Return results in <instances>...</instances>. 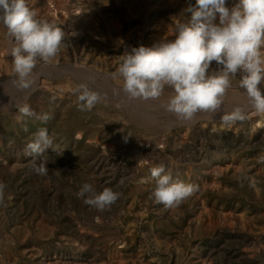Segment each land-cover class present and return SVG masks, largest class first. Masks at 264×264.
I'll return each instance as SVG.
<instances>
[{
    "label": "rangeland",
    "instance_id": "1",
    "mask_svg": "<svg viewBox=\"0 0 264 264\" xmlns=\"http://www.w3.org/2000/svg\"><path fill=\"white\" fill-rule=\"evenodd\" d=\"M189 2L27 0L38 19L65 33L60 53L38 62L27 88L13 72L0 23V182L7 186L0 264H264V115L236 81L216 114L185 120L166 110L168 90L155 100L129 99L113 78L125 51L174 36ZM80 84L104 97L91 111L77 106ZM26 105L50 119H21ZM237 107L246 119L223 122ZM41 127L55 134V150L28 155ZM42 157L46 176L30 163ZM160 163L197 186L179 207L151 196L150 169ZM84 183L122 195L100 211L77 197Z\"/></svg>",
    "mask_w": 264,
    "mask_h": 264
},
{
    "label": "clouds",
    "instance_id": "2",
    "mask_svg": "<svg viewBox=\"0 0 264 264\" xmlns=\"http://www.w3.org/2000/svg\"><path fill=\"white\" fill-rule=\"evenodd\" d=\"M0 23L9 39L13 72L20 86L27 88L38 62L60 53L65 33L56 24L38 19L27 0H0ZM173 32L170 39L160 38L150 47H133L121 55L113 78L122 81L121 89L129 99L155 100L168 90L166 110L190 120L201 111L216 114L226 90L236 81L254 111L264 115V0H236L232 6L228 0L189 2L177 16ZM73 91L81 111H91L104 99L86 84ZM19 111L21 119L34 116L45 123L50 119L27 105ZM221 119L229 123L246 116L237 107ZM55 139L54 133L41 127L31 134L25 152L42 155L50 147L55 150ZM43 157L39 164L36 159L30 161L40 176L48 172ZM150 174L155 181L151 196L165 208L179 207L197 191L196 185L174 179L163 163L152 167ZM6 187L0 182V200ZM121 195L111 187L97 191L91 183H84L77 192L86 205L100 211L110 208Z\"/></svg>",
    "mask_w": 264,
    "mask_h": 264
},
{
    "label": "bare ground",
    "instance_id": "3",
    "mask_svg": "<svg viewBox=\"0 0 264 264\" xmlns=\"http://www.w3.org/2000/svg\"><path fill=\"white\" fill-rule=\"evenodd\" d=\"M74 12H75V15H76V14L80 13L81 11H80V9H77V8H76V9L74 10ZM91 71H92V70H91ZM63 72H64V71H63ZM92 73H94V72L92 71ZM102 76H103V75H102ZM104 76H105V75H104ZM104 76H103V77H104ZM106 77H107V76H106ZM110 77H111V76H110ZM88 80H89V79H88ZM106 80H109V78H106ZM106 85H107V84H106ZM246 109H247V108H246ZM262 117H263V116H262ZM261 119H262V118H261ZM262 121H264V119H262ZM262 121H260V122H259V121L256 122L254 126H255V127L260 126V125L262 124ZM191 122H192V121H191ZM192 123H195V122H192ZM255 127H254V128H255ZM79 133H80V132H79ZM199 158H200V157H199Z\"/></svg>",
    "mask_w": 264,
    "mask_h": 264
}]
</instances>
